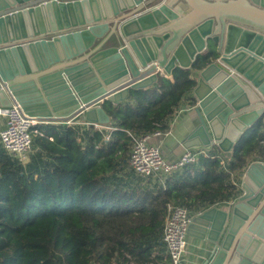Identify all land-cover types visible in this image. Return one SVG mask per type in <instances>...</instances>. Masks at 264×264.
Instances as JSON below:
<instances>
[{"label":"water","instance_id":"water-1","mask_svg":"<svg viewBox=\"0 0 264 264\" xmlns=\"http://www.w3.org/2000/svg\"><path fill=\"white\" fill-rule=\"evenodd\" d=\"M200 62L182 147L228 154L264 122V0H0V109L31 119L108 126L106 103ZM239 176L190 220L196 264H264V163Z\"/></svg>","mask_w":264,"mask_h":264},{"label":"trees","instance_id":"trees-1","mask_svg":"<svg viewBox=\"0 0 264 264\" xmlns=\"http://www.w3.org/2000/svg\"><path fill=\"white\" fill-rule=\"evenodd\" d=\"M195 84L190 69L175 68L126 102L106 103L110 132L42 125L25 165L0 150V264H170L162 243L167 205L197 213L228 203L239 195L234 179L264 163L259 121L224 165L201 159L167 177L134 173L127 134L167 133L182 100L195 104Z\"/></svg>","mask_w":264,"mask_h":264},{"label":"built area","instance_id":"built-area-1","mask_svg":"<svg viewBox=\"0 0 264 264\" xmlns=\"http://www.w3.org/2000/svg\"><path fill=\"white\" fill-rule=\"evenodd\" d=\"M155 74L166 77L158 68ZM0 115L5 118V127L0 131V147L11 159L16 160L21 165H25L27 155L32 152L33 138L41 135L38 128L49 124V122L26 117L17 105L0 109ZM64 124L72 125L77 123L68 121ZM83 126L99 132L105 131V129H107V132L114 130L112 127L97 124L84 123ZM127 135L131 143L128 165L137 176L143 179L167 177L188 166L197 164L201 159L217 158L208 154L209 152L205 150L184 151L176 161L169 162L163 157L158 147L148 144L150 138L160 136V132L145 136H137L131 133ZM104 138L105 141H108L109 133ZM233 185L238 188L240 184L234 181ZM235 200L228 202V204L234 203ZM190 220L191 213L184 207L167 205L162 231V243L170 264H183L184 262L188 237L187 228Z\"/></svg>","mask_w":264,"mask_h":264},{"label":"crops","instance_id":"crops-1","mask_svg":"<svg viewBox=\"0 0 264 264\" xmlns=\"http://www.w3.org/2000/svg\"><path fill=\"white\" fill-rule=\"evenodd\" d=\"M175 68H179V67L176 65ZM190 72H191V78L194 81H196L195 69L192 70L190 68ZM170 78L171 77H168V79ZM191 97L193 98L192 94H191ZM128 99H129V96L125 100V102ZM112 105L116 106V104H112ZM194 106L195 104L190 105L188 101L182 100L181 104L179 105L178 109L176 110L174 114L173 119L170 122L168 132L165 134L161 133V135L158 137H155V136L151 137L150 140L148 141L149 145L158 147L161 150L163 157L169 162L176 161L183 154L184 151H187L182 147V143L185 140L186 135L192 130V128L195 125L196 116H195V113L193 112ZM44 122H49V121H44ZM49 123H53V124L62 123L63 125H65L64 124L65 122H49ZM84 123L86 122H83V121L77 122V124L81 126H83ZM4 127H5V118L4 116L0 115V131L3 130ZM83 127L85 128V126ZM108 127H111V121ZM106 130L107 129H105V131ZM0 150L2 151L3 149L0 147ZM193 151H199V150H193ZM32 152L34 153L33 150ZM32 152H30L27 155L25 164L29 162L30 156L33 154ZM208 154L216 156L217 158H220L221 164L223 165L226 162L230 161V153L224 154L220 152L217 148H214ZM151 180H155V179H151ZM234 180L237 184H240L241 182L240 176H238V181L237 179H234ZM226 205H228V203H224L217 207L221 209L222 207ZM194 214L195 213H191V218ZM203 247L204 246L199 241L195 240L194 238L187 237V248H186V253L184 256L183 264H196L197 259L202 256L199 251ZM165 254H166V251H165Z\"/></svg>","mask_w":264,"mask_h":264},{"label":"rangeland","instance_id":"rangeland-1","mask_svg":"<svg viewBox=\"0 0 264 264\" xmlns=\"http://www.w3.org/2000/svg\"><path fill=\"white\" fill-rule=\"evenodd\" d=\"M264 144V143H263ZM216 157V156H215ZM237 181H238V177H237Z\"/></svg>","mask_w":264,"mask_h":264}]
</instances>
